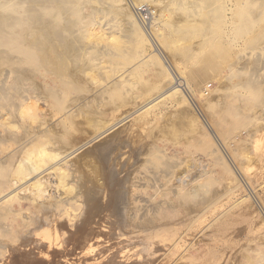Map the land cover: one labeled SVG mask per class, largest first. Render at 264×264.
<instances>
[{"label": "rangeland", "instance_id": "rangeland-1", "mask_svg": "<svg viewBox=\"0 0 264 264\" xmlns=\"http://www.w3.org/2000/svg\"><path fill=\"white\" fill-rule=\"evenodd\" d=\"M229 1L147 0L150 8L143 10V22L149 26L151 10L156 9L161 16L155 25L165 36L161 49L151 48L147 62L141 60L149 48L140 31L106 7L101 15L108 36L116 38L108 44L119 49V55L103 57L102 69L88 71L103 85L119 80L120 92L104 108L103 127L97 118L104 116L88 111L90 117H80L78 128L64 139L72 148L86 143L67 160L87 179L76 224L86 217L88 230L67 225L65 230L75 231L70 242L67 233L56 247L42 253L33 249L24 259L16 246L8 247L12 257L4 264H264V8L251 13L244 5L248 0ZM226 3L232 12L219 13L217 8ZM240 8L246 11L239 13ZM243 15L249 21L239 26ZM81 62L88 67L96 63L87 57ZM168 63L199 99L190 101L183 93L174 100L166 96L171 83L164 65ZM202 123L226 140L220 154L213 151L209 131L205 137L196 127ZM165 169L187 172V192L174 197L169 216L148 223L135 220L141 229L134 231V219L128 218L132 176L143 180L149 172ZM171 183L167 189L176 190L177 184Z\"/></svg>", "mask_w": 264, "mask_h": 264}, {"label": "bare ground", "instance_id": "bare-ground-1", "mask_svg": "<svg viewBox=\"0 0 264 264\" xmlns=\"http://www.w3.org/2000/svg\"><path fill=\"white\" fill-rule=\"evenodd\" d=\"M96 2L102 6L96 5ZM230 3L221 5L217 8L218 12H232ZM146 5L147 0H0V233L3 236L0 237V264L12 257L8 247L16 246L18 255L24 259L32 256L33 249L42 253L47 247H56L65 234L67 237V233L70 242L75 231L65 230L67 225L70 228L76 226L78 231L88 227L89 220L86 217L82 218L79 225L76 224L78 211L83 209V187H86L87 179L81 175L82 180L78 173L79 166L67 160L86 143L72 148L64 139L71 134V130L78 128L79 118L84 119L88 111L102 114L104 117L97 119L98 123H103L97 125L105 124V120H102L106 117L105 106L118 98L116 94L120 92L119 80L111 81L112 85H103L102 81L99 80L98 83L88 71L94 67L102 69L103 57L119 55V49L110 42L114 36H108L107 23L103 20L105 16L101 15L107 10L106 7L110 9L108 13L115 11L118 15L121 14L127 20L124 19L126 23L140 31L142 41L149 48L141 51L143 62L152 57L151 48H154L153 51L161 49L165 36L159 26L155 25L161 15L156 9L151 10L149 26H145L143 20L147 16L143 14V10L150 8ZM244 5L251 13H256L255 9L258 13V9L264 8V0H248ZM87 7L92 9L91 13L86 10ZM244 11L241 9L239 13ZM99 15L101 16L98 17ZM88 17L93 19L88 20ZM248 17L244 16L239 21V26L247 23ZM225 20L223 18L220 22ZM80 37L91 41L83 44ZM85 57L91 63H96L89 67L83 65L85 62L81 61ZM164 65L169 73L166 76L169 78L171 75L167 97L174 100L183 93L190 101L199 99L183 75L174 70L175 65ZM114 95L117 97L113 98ZM89 113L86 117H90ZM202 124L196 127L204 130L205 137L210 133L213 151L220 154L226 140L217 134L213 126H209L208 130L205 127L207 125ZM108 129L97 133L96 137H100ZM203 136L202 139L206 140ZM225 164L230 165L227 162ZM137 166L139 167L138 164ZM167 170L169 169L151 171L143 180L136 173L132 176L133 194L132 197L130 194L132 201L128 218L134 219V231L139 232L141 229V225L136 224L135 220L140 223L138 219H143L148 223L157 217L169 216L167 210L173 204L174 197L182 198L186 194L190 182L187 172L176 174ZM171 182L177 184L176 190L167 189ZM71 183L75 186H69ZM232 191H235L234 187L228 192ZM260 207L263 209V206ZM63 218L67 220L63 221ZM29 235L36 238L31 239ZM131 236L134 238L133 234ZM23 247L30 249L25 250ZM49 256L53 259L51 254ZM14 257L16 256L13 255ZM18 263L21 264L20 261ZM42 263L46 262H40Z\"/></svg>", "mask_w": 264, "mask_h": 264}, {"label": "built area", "instance_id": "built-area-1", "mask_svg": "<svg viewBox=\"0 0 264 264\" xmlns=\"http://www.w3.org/2000/svg\"><path fill=\"white\" fill-rule=\"evenodd\" d=\"M207 90V89H206Z\"/></svg>", "mask_w": 264, "mask_h": 264}]
</instances>
